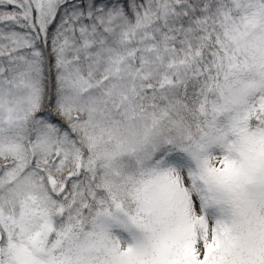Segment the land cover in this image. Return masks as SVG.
<instances>
[{"label": "snow or ice", "instance_id": "6c2138e0", "mask_svg": "<svg viewBox=\"0 0 264 264\" xmlns=\"http://www.w3.org/2000/svg\"><path fill=\"white\" fill-rule=\"evenodd\" d=\"M0 264H264V0H0Z\"/></svg>", "mask_w": 264, "mask_h": 264}]
</instances>
